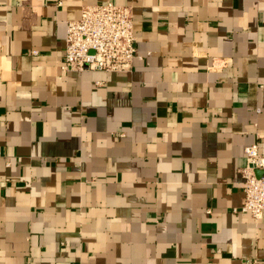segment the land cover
I'll return each mask as SVG.
<instances>
[{
    "label": "crops",
    "instance_id": "1",
    "mask_svg": "<svg viewBox=\"0 0 264 264\" xmlns=\"http://www.w3.org/2000/svg\"><path fill=\"white\" fill-rule=\"evenodd\" d=\"M107 1L0 0V264H264V0H113L132 70H63Z\"/></svg>",
    "mask_w": 264,
    "mask_h": 264
},
{
    "label": "built area",
    "instance_id": "2",
    "mask_svg": "<svg viewBox=\"0 0 264 264\" xmlns=\"http://www.w3.org/2000/svg\"><path fill=\"white\" fill-rule=\"evenodd\" d=\"M133 8L113 0L86 5L78 20L67 22L62 68L65 71L128 72L137 57ZM241 170L245 197L235 212L260 218L264 212V155L258 143L246 146ZM258 171H262L259 175Z\"/></svg>",
    "mask_w": 264,
    "mask_h": 264
},
{
    "label": "water",
    "instance_id": "3",
    "mask_svg": "<svg viewBox=\"0 0 264 264\" xmlns=\"http://www.w3.org/2000/svg\"><path fill=\"white\" fill-rule=\"evenodd\" d=\"M259 175L262 173V171H258Z\"/></svg>",
    "mask_w": 264,
    "mask_h": 264
}]
</instances>
